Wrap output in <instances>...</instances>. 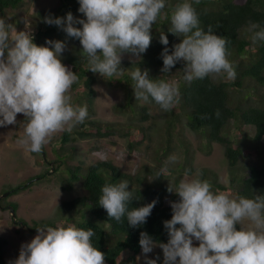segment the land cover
<instances>
[{
	"label": "clouds",
	"instance_id": "obj_1",
	"mask_svg": "<svg viewBox=\"0 0 264 264\" xmlns=\"http://www.w3.org/2000/svg\"><path fill=\"white\" fill-rule=\"evenodd\" d=\"M79 4V19L69 12L63 18L45 17L44 22L78 39L80 43L72 44L82 48L88 70L104 78L123 74L125 54L139 57L146 52L153 24L166 7L165 0H79ZM171 24L169 31L180 42L170 52L168 38L161 33L163 73L181 62L183 79L188 83L224 74L229 80L236 78L235 66L227 58V38L211 26L201 28L189 0L175 5ZM28 27L27 31H17L0 18V126L17 124V115L22 114L24 134L17 143L28 152L40 153L54 134L71 132L76 125L87 123L83 122L88 112L86 105L74 104L69 95L79 77L62 63V53L69 51L65 50L66 40H48L50 46H38L34 28ZM249 31L253 43L264 41V27L259 23L249 22ZM130 75L136 100L148 103L151 97L165 112L179 102L175 82L150 78L149 71L139 67ZM177 161L175 155L169 156L157 178ZM202 175L197 170L191 179H181L175 189L165 185L179 199L165 200L172 209L171 219L164 221L169 237L166 243L154 240L147 232L140 233L145 264H157L159 257H148L156 247L163 251V264H264V195L233 198L214 191ZM128 188L127 180L106 183L98 203L110 218L122 222L126 217L131 227H137L147 222L157 201L129 210L134 197ZM94 235L91 228L74 225L37 228V235L21 246L15 264H105V253L92 242Z\"/></svg>",
	"mask_w": 264,
	"mask_h": 264
},
{
	"label": "trees",
	"instance_id": "obj_2",
	"mask_svg": "<svg viewBox=\"0 0 264 264\" xmlns=\"http://www.w3.org/2000/svg\"><path fill=\"white\" fill-rule=\"evenodd\" d=\"M30 1V0H26ZM183 0H165L166 7L156 22L153 24L151 31L152 41L145 53L139 57L132 54H127L135 60L121 63V68L124 69L123 74L111 78L102 77L99 73H93L88 70L86 58L82 55V48L71 46L64 63L71 71L79 77L78 81L72 85L69 95L72 97V102L78 103L75 96H82L89 106L96 95L95 84L97 79L101 77L103 83L108 87L124 91L126 99L119 106H115L117 112H125V109H130L136 116H140V123L136 132L143 133L144 137H152L154 127L156 126V115H153L154 122H151L149 127L144 123L150 121L152 116L150 110L156 111L155 107L163 111L158 104L150 97V102L141 104L142 100H136L132 88L133 81L131 80V72L139 67L142 71L148 70L150 78L164 79L166 81L175 82L179 89V102L170 111H163L164 118V134L166 135L165 142H171L172 133L176 123L181 122V118L185 119V125L189 130L199 135L206 142V147L209 148L212 144H221L225 147V155L229 165L233 168L246 155L245 146L248 141L256 143L261 147L264 143V94L259 95L258 100H251L252 94L260 93L258 86H264V41L253 43L252 33L249 31V22L259 23L264 27V0H246L245 3H238L237 0H189L198 13L200 27L207 30L209 26L213 31L227 38L226 45L227 53L236 55L237 60L234 61L236 78L234 80L224 81L226 74L216 77H207L205 79H196L191 83L183 79V64L178 62L169 73H163V59L161 53L165 47L160 42V35L164 33L167 36L169 44L167 47L172 50V46L179 43L178 37L174 36L169 30L172 27L171 14L177 3ZM26 2L25 0H0V18L7 21V14H11ZM56 7L40 10L37 12V21L33 22L31 28H34V43L38 46H46L48 40H60L66 42L80 43L78 39L68 37L67 34L55 24H47L44 18L51 17H66L70 12L74 18L80 14L79 0H58ZM10 12V13H9ZM12 22L16 20V15H12ZM15 25L19 27L20 21ZM75 27H82L80 24H75ZM254 49L253 58L249 63L239 61V58L248 56V51ZM246 53V54H245ZM252 56V55H250ZM245 82L253 86L252 92L245 89ZM243 94V98H238ZM80 104V103H78ZM82 105V104H80ZM141 105V106H139ZM150 107V108H149ZM179 111V112H178ZM217 111L219 115L217 116ZM141 113V114H140ZM82 130L77 132L76 138L81 140L87 139H106L113 137L118 131L122 138H127L132 135V126H122L120 124L112 125L89 121L81 124ZM94 127V130L88 128ZM243 127L253 128L254 134H246ZM83 128H86L83 130ZM235 128L237 131L244 133L243 144L237 143L234 146L228 135L229 129ZM135 129V127L133 128ZM65 131L61 141V147L54 151L56 160L50 161L46 156V147L38 153L41 156L40 163L47 164L44 173L35 178H31L26 183H21L16 187L8 189L9 196L18 195L19 193L29 189L37 180L43 178L55 177L61 181L64 190L72 191L75 183L82 180V185L86 195L66 202L61 206L54 220L34 221V227L30 230V235L37 232V228L50 226H67L68 221L62 220L65 213L76 212L80 214L74 225L78 228H91L95 235L92 237V242L100 251L105 253V264H136L138 255L142 253L139 244L140 233L147 232L154 240L166 243L168 240L167 230L164 227V221L170 220L172 209L166 203V198L171 201L179 199L174 193L167 191L168 187L163 184L162 175L147 183L146 177L154 175L157 177L159 171L148 169L147 175L142 176L140 172L136 176L128 175L121 171L117 166L109 161H99L88 167L70 166L69 162L73 160V147L70 151L66 149L65 144L73 138H70L72 133ZM238 142V141H237ZM139 143L134 144L130 140L129 147L131 151L138 148ZM167 148L157 151V155L163 154ZM187 163L190 162L191 149L187 148ZM52 165V166H50ZM50 166V168H48ZM63 167V168H62ZM184 170L188 174H192L195 169L189 166L182 169L180 165L178 174ZM249 177L240 179V190L237 191L238 196L243 195L252 197L259 194L260 190L264 189V162L260 166L251 165L248 167ZM63 173H60V172ZM177 175L175 178L173 189L178 185L180 177L176 174V170L165 171ZM203 177L206 178V170H202ZM122 180L129 182V191H132L134 199L129 203V210L132 208L142 207L153 200H156L151 215L147 218V222L137 227H131L124 217L122 222H117L110 218L107 211L99 205L98 200L101 195V188L106 183L118 184ZM211 182L213 190L224 189L222 185H214ZM29 185V186H27ZM133 185V186H132ZM3 192V193H7ZM2 193V194H3ZM11 205L15 211L18 210L17 204L8 203L7 198L0 196V208L5 209ZM85 211V212H83ZM60 221V222H58ZM23 222V221H22ZM25 225L27 223L23 222ZM34 231V232H33ZM4 241L0 239V264H9L3 255ZM157 264H163V260L158 259Z\"/></svg>",
	"mask_w": 264,
	"mask_h": 264
},
{
	"label": "rangeland",
	"instance_id": "obj_3",
	"mask_svg": "<svg viewBox=\"0 0 264 264\" xmlns=\"http://www.w3.org/2000/svg\"><path fill=\"white\" fill-rule=\"evenodd\" d=\"M25 2L20 8L11 12V14H7V23L12 22V15H16V23L20 21L19 27L15 25V21L11 23L17 31H27L28 26L31 27L30 24L38 20V11L59 6L58 0H25ZM237 2L245 3L246 0H237ZM12 34L15 35V32ZM66 44V51L71 46H75L72 42H66ZM253 50L252 48L246 52L248 56L239 58V61L245 62L246 64L249 63L251 61L250 58H253ZM68 52L62 53V63ZM227 58L230 62L234 63L238 56L236 58V55L228 54ZM132 60H135V58L125 54L121 63H127ZM227 80L229 79L224 78V81ZM253 88V86L245 82V89L248 92H252L251 89ZM258 89H260V93L252 94L250 96L251 100H258L259 95L264 94V86H258ZM95 91L96 95L91 101V106H89L90 101L87 102L82 96H75L76 101L82 105L73 102L74 104L87 106L88 116L83 123L96 121L99 124L106 123L112 125L120 124L125 127L132 126V135L128 136V139L122 138L119 133L120 131H118L113 137L106 139L92 138L79 141V138H76V136L78 134L77 132L82 130V127L81 124H78L72 129L77 130L70 136V138H73V141L69 140L65 144L66 149L69 151L70 148H74L73 160L69 162L70 166L79 165L80 167H88L99 161H109L128 175L136 176L140 172L142 176H146L149 168L160 171L169 156L175 155L178 157V161L175 164H170L168 170H176V174H178L180 165H182V169L189 166L195 169L192 174H188L187 176H185V172L182 170L178 174L180 180L191 179L197 170L200 172L206 170L207 179L212 180L214 185L224 186V189L220 190L217 188L214 191H222L236 198L238 197L237 191L240 190V179L242 177H249L248 167L251 165L260 166L264 162V143L259 147L256 143L248 141V145L245 146L246 155L232 168L226 158L225 147L221 144L214 143L211 147L207 148L208 146L206 147L205 145L206 142L199 135L187 128L184 118H181V122L175 124L171 142L167 144V141L165 142L166 135L164 134L163 125L165 123L163 118L164 112L156 107V111L152 110V108L150 110V115L152 116L150 121L144 123L146 127H149L150 123L154 122L153 115H156V126L154 127L152 137H144L143 133L136 132V128H138L140 123V116H136L133 112H130V109H125L123 113L114 110L115 106L121 105L126 99L124 91L108 87L103 83L101 77L97 79ZM243 97V94L238 96L240 99ZM141 104H145V102L141 101ZM24 119L22 114H18L17 124L0 126V196L6 194L3 192H7L9 188L16 187L21 183L24 184L29 179L35 178L44 173L45 170H48L46 169L48 163H40L41 156L38 153L28 152L17 143L19 138L24 134ZM134 127L135 129H133ZM85 129L83 128V130ZM88 130H94V127H90ZM243 130L246 134H252L251 136L254 134L253 128L243 127ZM64 133L65 131L54 134L50 142L45 145V153L50 161L57 159L54 151L58 149L57 152H59ZM244 135V133L232 128L229 129L227 137L229 136L234 146H236L237 143H244ZM130 140L134 144L139 143L138 148L134 151L130 150ZM165 148L167 149L163 154L157 155V151ZM187 148L191 149V156L189 157L191 163L185 162L188 157L186 153ZM60 173L63 172L61 171ZM176 176L172 173L164 172L162 174L163 184L173 187L175 182L174 177ZM154 179H157V177L152 175L146 177L145 180H147V183H150ZM85 195L82 180L75 183L74 189L69 191L62 188L59 179L51 177V180L49 178H43L38 182L36 180L29 189L18 195L7 196L8 203H14L18 206L16 217H12L8 207L5 209L0 208V239L4 241L2 251L7 262L9 264H15L21 246L29 243L37 235V232L34 231V235H30V230L34 227V221H50L56 219V213L64 203L79 197H84ZM259 195H264V189L263 191L260 190ZM79 213L77 211L69 214L65 213L62 216V220L68 221V225H74V222L76 223L77 220L73 218H78L80 216ZM22 221L28 225H25ZM194 243L198 245V242L194 241ZM148 257L150 259L159 257V259L163 260V251L159 247H156L152 253L148 254ZM138 264H145L143 254L139 256Z\"/></svg>",
	"mask_w": 264,
	"mask_h": 264
},
{
	"label": "water",
	"instance_id": "obj_4",
	"mask_svg": "<svg viewBox=\"0 0 264 264\" xmlns=\"http://www.w3.org/2000/svg\"><path fill=\"white\" fill-rule=\"evenodd\" d=\"M8 195H9V193H6V194L3 195V197L5 198V197H7ZM8 209H9V211L11 212L12 216H13V217H16V211H15V209H14L12 206H9Z\"/></svg>",
	"mask_w": 264,
	"mask_h": 264
}]
</instances>
